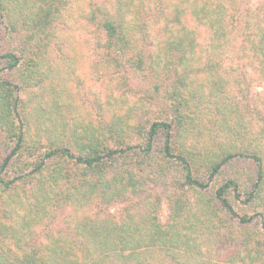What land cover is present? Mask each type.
Masks as SVG:
<instances>
[{
	"label": "trees",
	"instance_id": "trees-1",
	"mask_svg": "<svg viewBox=\"0 0 264 264\" xmlns=\"http://www.w3.org/2000/svg\"><path fill=\"white\" fill-rule=\"evenodd\" d=\"M85 1L0 0V33L13 43L0 51V264H105L154 252L176 264L183 256L222 264L200 256L201 237L223 230L226 264H264V93L249 88L253 75L264 81V0L255 8L244 0L89 1L73 16L84 17L85 41L107 66L140 72L161 110L141 102V125L116 103L98 123L56 109L63 132L52 126L44 142L20 91L42 83L37 73L65 5ZM207 190L221 211L200 218L209 205L192 213L188 194ZM142 194L154 195L150 215L136 221L127 207L120 220L106 215ZM72 202L91 212L82 226L39 240Z\"/></svg>",
	"mask_w": 264,
	"mask_h": 264
},
{
	"label": "rangeland",
	"instance_id": "rangeland-1",
	"mask_svg": "<svg viewBox=\"0 0 264 264\" xmlns=\"http://www.w3.org/2000/svg\"><path fill=\"white\" fill-rule=\"evenodd\" d=\"M89 1L91 0H86L82 5L75 4L71 10L69 4L65 5L66 10L63 11L62 18H59L60 24L53 33L54 37H52L45 66L41 65L42 67L37 73V79H40L42 83L34 85H27V83L23 85L24 89L20 91V99L24 103V115L29 123L33 124L31 127L32 134H38L40 140L44 142H46L49 133L47 129L60 125L59 113L61 111H65L61 114L66 117H69V112L74 111L78 113V117H85L90 123H98L106 119L103 117V112L108 102L116 103V110L132 108L127 113L134 114L136 122L142 125L148 120L146 111L144 112L145 107L142 105L144 101L148 102L146 107L149 106L151 110H161V107H158L160 104L159 93L154 92L140 72L117 68L111 64L107 66L105 59H101L96 54V44L93 42L88 44L85 41L84 32L79 29V26L83 27L84 17L75 18L73 16L88 8ZM102 1L99 0V2ZM261 2L262 0H244V5L255 8ZM0 34L4 37L0 43V51H2L12 46L13 43L9 44L5 36ZM240 43L238 40L236 47H239ZM4 64V59L0 58V68L4 67ZM253 78L255 81L251 82L250 90L253 93H264V81L254 75ZM231 89L237 90L236 86ZM56 109L60 112L55 111ZM36 121L41 123L35 125L34 122ZM66 121L69 125L71 124L69 119L66 118ZM57 130L63 132L62 125ZM188 197L192 206V213L197 211L200 204L202 206L209 205L205 210L197 213L200 218L205 213L208 214L206 218L220 214L221 210L212 199L211 190L201 193L190 192ZM153 200L154 195H134L132 201L126 200L121 201L122 203H115L114 206L107 209L106 215L114 216L120 220V214L124 213V208L127 207L131 211L132 218L138 221L141 214L144 217L150 215L148 214L149 207ZM166 212L165 207H163V213ZM90 214L91 212L87 208L85 211L76 210V203H67L55 211L56 218L52 223L38 231L39 240L43 239L46 232L66 230L67 224L73 230L81 227L80 219L88 218ZM201 238L204 240L206 251L204 254L207 256L201 255L200 258L226 264L223 256L229 254L230 249L226 246L224 230L207 231ZM179 253V256L182 255V251ZM183 257L178 258V260L180 259L179 262L188 264ZM220 258L222 259L219 260ZM138 263L176 264L169 256L166 257L164 253L160 254L159 252L151 253L146 257L142 255L136 261L127 262L110 258L105 260V264Z\"/></svg>",
	"mask_w": 264,
	"mask_h": 264
}]
</instances>
